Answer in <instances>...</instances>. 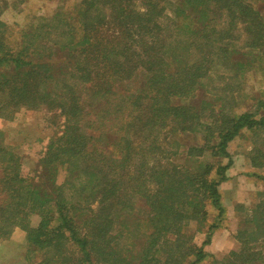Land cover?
Here are the masks:
<instances>
[{
  "label": "trees",
  "instance_id": "1",
  "mask_svg": "<svg viewBox=\"0 0 264 264\" xmlns=\"http://www.w3.org/2000/svg\"><path fill=\"white\" fill-rule=\"evenodd\" d=\"M256 1L80 0L17 39L0 7V118L23 108L66 117L31 177L0 131V244L21 228L37 264L204 261L226 215L229 145L264 141V91L246 89L264 67ZM252 208L237 206L240 246L224 264H264V202ZM208 209L217 216L198 246L192 227Z\"/></svg>",
  "mask_w": 264,
  "mask_h": 264
},
{
  "label": "rangeland",
  "instance_id": "2",
  "mask_svg": "<svg viewBox=\"0 0 264 264\" xmlns=\"http://www.w3.org/2000/svg\"><path fill=\"white\" fill-rule=\"evenodd\" d=\"M140 1L138 0V2ZM53 3L55 8L59 4V0H55ZM40 4L33 3L30 0H0L1 19L6 22L13 37L17 39L25 24L28 21H34L37 15L33 6L39 7ZM256 4L264 6V3L260 4L259 1H256ZM40 8L44 10L46 7L41 5ZM262 12H264V9ZM40 13L42 14L43 12L40 11ZM167 13L170 15L171 10H168ZM253 56L255 57L256 55L253 54ZM120 87L124 90L122 85ZM246 89L253 96H257L264 91V67L248 75ZM65 128L66 117L60 111H48L46 109L30 111L23 108L12 119L0 118V131L3 134L4 144L14 148L20 154L24 174L30 177L36 175L39 170V162L49 144L52 140L61 136ZM253 141L257 142L256 147L264 149V141L262 139L253 138L252 135L245 136V134L230 145V151L236 158L233 161L232 168L227 173L229 174V181L232 179V182L227 181L220 186V192L224 200L222 203L226 208V215L221 223V228L232 226L231 228L238 229L240 217L236 211L237 206L245 203L247 205L245 207L251 210L253 209L251 207L256 203L249 198L248 193L257 192V195L259 193L264 194V186L255 187L245 180L246 173L252 172L248 165H244V160L247 159L248 162L249 154L254 149ZM227 162L228 160H225L224 164ZM235 164L239 166H234ZM65 176V170L61 169L58 181L62 182ZM240 178H242V181H240ZM238 200L244 203H238ZM208 215V222L203 229L198 224H194L192 227L193 241L198 246H201L208 239V227L214 223L217 212L208 209ZM31 220L32 224L36 225L39 217L33 216ZM216 231H214L212 237H214ZM234 231L235 229L231 231L227 239H229V243H234L239 249L240 243L235 238L237 232L233 233ZM225 238L224 235L220 237L221 241ZM260 249L261 247L255 248L256 251ZM41 260L42 255L38 252L28 254L26 233L21 228L15 229L11 237L0 244V264H37Z\"/></svg>",
  "mask_w": 264,
  "mask_h": 264
},
{
  "label": "crops",
  "instance_id": "3",
  "mask_svg": "<svg viewBox=\"0 0 264 264\" xmlns=\"http://www.w3.org/2000/svg\"><path fill=\"white\" fill-rule=\"evenodd\" d=\"M30 1L31 2L33 1V3H35V2L41 3L40 6L43 5L46 7L44 10H41L40 6L39 7H36L35 5L33 6L34 10L36 11L35 14L37 15L34 20H37L38 18H42V17H48V18L54 17L56 15V13L62 12V10H68V9L74 10V8H75L74 5L79 3L80 0H59V4H57L55 6V8H54V3H53V2H55V0H30ZM40 11H42L43 13L41 14ZM239 138H241V137H239ZM239 138H237V139H239ZM236 140H234L231 144H233ZM230 145H229L228 150H229L230 154L232 155V152L230 151ZM233 157H232V159L234 161L236 157L235 156H233ZM244 165H246V166L248 165L252 169V172H249V174H248V172L246 173V178L244 177L245 180L250 185L255 186V187L261 186V185L264 186V182L261 181L260 179H258L254 175L255 169L251 166L252 164L250 162V159H248V162H247V159H245ZM232 166H231V168H232ZM234 166H239V165L235 164ZM240 181H242V178H240ZM229 182H232V179H230ZM254 190L256 191V189H254ZM248 196L250 199L255 201L254 203H256V204H258L260 202H264V194L263 193L262 194L259 193V195H257V192H249ZM257 199H258V202H257ZM223 201L224 200L222 197V202ZM238 203H244V202L238 200ZM243 205L247 206L245 203ZM248 205H250V204H248ZM231 227L232 226L222 227L218 231H216L214 237H212V239H211L210 244L205 246V248H204V251L206 253V258L204 259V261H202L199 264H224L223 263L224 258L230 252H232L234 250L235 251L238 250V248H237L238 246H236L234 243L233 244L229 243V239H227L229 237V235L231 234L232 230L235 229V231L233 233H235L237 231L236 228H231ZM222 235H224L226 237L223 241H221V239H220V237H222Z\"/></svg>",
  "mask_w": 264,
  "mask_h": 264
}]
</instances>
